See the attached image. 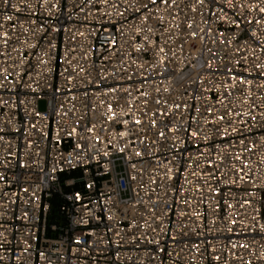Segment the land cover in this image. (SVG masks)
<instances>
[{
    "label": "built area",
    "instance_id": "built-area-1",
    "mask_svg": "<svg viewBox=\"0 0 264 264\" xmlns=\"http://www.w3.org/2000/svg\"><path fill=\"white\" fill-rule=\"evenodd\" d=\"M57 2L59 10L52 7ZM188 2L195 4L196 0H177L179 8L175 11L180 14L175 20L162 8L156 12L165 16V23L156 28L152 20L146 26L135 19L129 7L133 0L127 4L124 0H109L107 4L99 0H49L48 5H43L42 0H11L20 12L9 10L0 0L3 5L0 31L8 32L10 37L7 46L0 43V51L7 53L6 57L0 55V69L6 67L10 74L8 80L0 76V83L4 85L0 88V128L3 129L0 136L4 137L0 140V173L4 176L0 181V232L4 234L0 236L3 245L0 257H5L0 264H245L248 260L261 264L259 253L264 250L261 247L264 232L259 230V225L264 224L261 207L264 165L256 167L264 155L260 146L254 156L244 152L243 145L235 143L220 153L235 156L240 152L250 156L256 174L249 179L259 187L238 182L225 191V185L219 183L224 200L235 206L222 205L215 212L212 209L219 197L208 191V183L201 185L203 191H196L198 178L192 172L197 170L198 161L191 157L198 155V149L183 132L168 131L170 119L178 129L181 122L190 125L189 131L203 125L201 137L207 134L209 140L205 143L197 139L195 144L207 147L215 138L223 146V138L214 137L211 124H206L199 114L193 123L189 113L193 106L203 111L211 103L209 96L215 100L217 88L223 94L229 82L222 74L223 65L234 63L244 55L232 52L235 41L231 47H224L216 40L220 30L228 35L226 24L221 28L214 21L212 32L205 36L203 43L182 31L186 16L194 21V28H205V17L184 7ZM113 4L119 7L113 8ZM118 11L124 12V16H119ZM144 14L143 10L139 13ZM4 15H11L13 19L6 21ZM251 18L259 19V14L252 13ZM173 23L180 27L164 31ZM148 26L155 31L148 33ZM137 27L145 31L136 33ZM255 28L264 38V25H255ZM161 33V44L172 37L165 48L175 50L176 56H169L165 65L157 64L153 68L150 65L158 57L152 51L138 53L134 48L138 43H146L141 36L146 34L155 40ZM113 39L115 44L111 43ZM181 39L187 41L183 49L177 46ZM244 39L248 44L254 42L248 37ZM28 43L36 47L29 48ZM248 44L243 47L247 48ZM217 52L220 60L215 58ZM248 55L250 69L264 61L259 49L254 53L250 50ZM254 56L260 59H253ZM38 57L49 60V64H39ZM209 61L211 68L205 66ZM141 64L143 67H139ZM47 68L52 69L50 74ZM157 69L163 75H157ZM57 72L62 75L57 76ZM70 73L71 81L67 79ZM129 76L133 77L131 81ZM145 78L140 91H147L149 95L137 99L139 92L135 85ZM201 79L203 83L198 85L195 81ZM28 84L38 86L37 91H32ZM112 85L117 86V91L108 93L107 86ZM128 85H132L130 95L123 90ZM157 88L159 91H155ZM199 93H202L200 98L194 99ZM156 99L161 103L156 104ZM243 99V94L228 97L232 111H248L249 106L242 104ZM41 100L47 102L46 111L38 108ZM109 103L120 121L128 120L126 126L108 120ZM174 104H186L189 111H174L171 107ZM156 109L164 114L153 117L151 113ZM121 112L126 115L121 117ZM219 114L214 111L212 115ZM212 115L207 119H212ZM184 116L188 117L186 121ZM136 119L142 123L136 125ZM153 119L157 120L155 127H151ZM228 119L225 117V121ZM89 128L93 130L88 131ZM159 131L165 132L166 139L157 135ZM120 132H127L128 136L122 137ZM229 139L235 141L237 136ZM181 140L185 142L183 145ZM77 144L83 147L77 148ZM174 146L190 148L189 157L173 161L167 167L175 173L177 167L183 170L190 162L192 167L187 168V179L193 181L191 184L183 179L177 184L165 174L166 159L177 154L171 150ZM120 147H124V152L118 151ZM136 152L147 154L136 156ZM119 160L124 169L121 173L116 165ZM233 163L242 166L236 161ZM199 171L206 169L201 167ZM231 171V165L224 169V178H231ZM154 179L159 187L153 183ZM204 180L213 188L217 185L216 180H209L207 176ZM181 185L185 191L177 194ZM24 188L28 189L27 193ZM246 189L256 195L250 196ZM185 199L188 204L183 203ZM245 200L251 204H244ZM53 202L57 203L60 223L49 225ZM181 212L187 215H180ZM192 212L204 215L197 219ZM221 215L223 219L219 218ZM232 220L237 223L233 225ZM155 240L160 243L149 242ZM233 244L237 247L233 248ZM243 244H249L250 248L240 247ZM159 248H165L166 252L158 253ZM39 252L45 254L43 258L37 255ZM217 255L220 259L214 261ZM13 256L18 259L13 261Z\"/></svg>",
    "mask_w": 264,
    "mask_h": 264
},
{
    "label": "snow or ice",
    "instance_id": "snow-or-ice-1",
    "mask_svg": "<svg viewBox=\"0 0 264 264\" xmlns=\"http://www.w3.org/2000/svg\"><path fill=\"white\" fill-rule=\"evenodd\" d=\"M101 4H107L109 0H99ZM129 0H124V3H128ZM43 5H48L49 0H42ZM3 4L8 6L9 10L15 9L17 12H20L21 9L17 6L11 3V0H3ZM159 5V7H157ZM27 6V5H26ZM199 6V7H198ZM3 5H0V8H2ZM30 7V6H27ZM52 7L57 8L59 10L60 5L59 2H57L55 5H52ZM67 7V4L65 2V9ZM113 8H118L119 6L116 4L112 5ZM129 7L132 9L133 13L135 14V19L139 20L144 25H148V22L150 20L155 22L156 28H158L162 23H165V16L163 15H156V12H159L162 8L168 13V16H171L174 20L179 16V12H176L175 10L179 8V4L177 3V0H133V3L129 4ZM185 8H188L191 13H197L199 16L205 17V20L203 21L205 23V28L196 27L194 28V21L191 19L190 16H186L185 20L182 21L184 24V29L182 31L186 32L188 36H190L193 40L199 39L201 43H203L205 36H208L212 32V23L218 22L221 25V28L226 24L228 25V29L226 30L228 32V35L225 34V30L218 31L216 35V40L219 41V43L224 47H231L233 45V42L235 41V47H233L231 50L234 53H240L243 52L244 55L240 58H237L234 63H225L223 65V75L229 78V82L224 86V92L221 94L220 88L216 89V92L214 93L215 100L212 99L211 96H209L207 99L211 101V103L207 104V106L204 108L203 111L199 107L193 106L191 109V112L189 115L192 117V122L195 123L197 120V114H199V118L204 120L206 124H211L214 127V137H222L224 140L223 146L220 144H217L215 141V138H213V142L211 145L207 147H202L201 145H196L195 140L202 139L203 142H207L209 140V136L207 134H204L201 137V132L203 130V125H200L197 129H193L189 131L190 125L186 126L183 122L180 123L179 129L177 126L173 124V121L170 119L168 121V131L170 133H177L178 131L183 132L185 135L190 137V140L194 147L198 149V155L196 157H191V159H196L198 162L196 164V169L192 172L193 177L198 178V182L196 183V191H203L201 188L202 184L208 183V191L213 192L215 196L219 197V201L216 203L215 208L212 210L215 212H219L221 210V206L225 208H231L235 205L228 204L226 200H224L223 193L220 190L219 183H223L225 185V191H228L229 185H235L238 182H243L247 184H252L254 186L259 187L258 185H255L254 180L249 179V177L254 176L256 173L253 169V165L250 163L251 157L250 156H244L242 153L237 152L235 156L231 154L227 155H221L220 153L224 152L225 148H231L232 145L235 143L237 145H243V151L246 153H251L253 156L256 153V149L258 146H260L261 151L264 152V61L255 63L252 68L250 69L248 65L249 60V51L255 52L257 49H259V52L261 54H264V38H261L258 32L256 31L255 25H264V0H196L195 4H192L190 2L184 4ZM141 10L144 11V15H139ZM127 11V9H125ZM180 11H183L181 9ZM175 13V15H174ZM231 13V14H229ZM252 13H258L259 19L253 20L251 18ZM51 13H49L50 15ZM119 16H124V12L118 11L117 13ZM13 17L11 15H4V20L11 21ZM31 23L35 24L36 21H31ZM110 23H112L110 21ZM115 26V25H114ZM249 26H252L251 28ZM2 27V26H0ZM180 24H169L164 31H168L169 28H179ZM119 29H117L118 31ZM187 30H191L190 32ZM27 31V29H25ZM59 31V29H57ZM136 33L144 32L145 29H142L140 27H137L135 29ZM146 31L148 33H153L155 31V28L152 26L146 27ZM241 33V35H238L237 33ZM203 33V35H202ZM80 35H83V32L80 33ZM231 37V39L229 38ZM0 37H3V40L0 41V43H3L5 46H7L8 41L10 39L8 32L0 31ZM244 37H248L249 39H253L252 44H248V41L244 39ZM140 39L146 43H138L136 44L134 51L135 52H148L152 51L153 54L158 57V60L154 62L152 65H150L153 68L157 67V64L159 65H165L166 60L169 56L175 57L176 52L175 50L169 49L166 51L165 45L168 43V40L172 39L171 36H169L168 39L164 40V44H161V39H163V33L160 34V36L157 37V39L152 40L149 38L148 35H143L140 37ZM27 43V42H26ZM112 44H115L116 41L113 39L111 41ZM187 43L186 40L181 39L180 43L177 45L181 49L184 48L185 44ZM248 44V47L245 48L243 45ZM29 48H35L36 45L32 43H28ZM53 48H55V45H52ZM15 50V49H13ZM210 50V49H209ZM47 55V53H45ZM0 55L7 56V53L0 51ZM215 58L217 60H220L221 57L219 53H215ZM253 59L259 60L260 57L254 56ZM229 60H231V57H229ZM241 60H243V63H241ZM39 64L47 66L49 64V60H41L38 57ZM70 63V61H69ZM57 64H59V60H57ZM207 68H211L212 64L209 61L206 65ZM32 67V66H30ZM139 67H143V64L139 65ZM195 67V66H193ZM47 72L50 74L52 69L47 68ZM167 70V69H166ZM254 70V71H253ZM83 72L84 69H81ZM219 71V69L215 70ZM57 76L62 75V73L57 72ZM9 71L8 68H2L0 69V76H3V79L8 80L9 78ZM137 75H140L137 73ZM157 75H163V73L159 72L157 69ZM69 81L72 79V73L69 74L68 78ZM105 79H107L105 77ZM133 79L132 76L128 77V80L131 81ZM146 79H141L138 85H135L137 91L139 92V95L137 96V99L140 97H148L149 93L147 91H140L141 88L144 87L146 83ZM10 83H15L14 81H9ZM198 85L200 83H203V80H197L195 81ZM29 88L32 89V91H37V87H33L32 84L27 85ZM4 85L0 83V88H3ZM129 87H132V85H128L124 87V92L131 94L129 92ZM59 89H57L58 91ZM117 91V86H107V92L108 93H115ZM155 91H159V89H155ZM167 91V89H165ZM205 92L209 91V89H205ZM235 93L236 96H240L241 94L244 95V99L242 100V104H248L249 108L248 111H241L237 109L236 111H232V109L229 107V104L231 103L228 100V97L233 96ZM87 94V93H85ZM202 93H199L194 99H199ZM74 99V97H73ZM259 100L261 103L257 104L256 101ZM125 104H127V97L124 98ZM145 104L147 103V100L145 99L143 101ZM156 104H160L161 101L159 99H156L154 101ZM219 105L220 107H216ZM172 109L175 110H182L183 112H188L189 108L188 105L184 104H174L171 105ZM223 109V110H221ZM216 112H220L219 115H212ZM108 112L110 115L107 116L109 121H114L118 123H122L123 125L128 124V120H122L120 121L119 118L116 116L115 112L113 111L112 105L108 104ZM152 116L156 117L158 115H163L164 113L160 112L159 109H156L152 111ZM126 113L121 112L120 116H124ZM208 115H212V119H207ZM169 116H171V113H169ZM259 116V120H258ZM225 117H229L227 121H225ZM247 118V119H245ZM188 119L187 116L183 117V120L186 121ZM136 125H139L142 123L140 119H136L134 121ZM157 124V120L153 119L151 121V127H155ZM226 125V126H225ZM240 125V126H237ZM230 129V131H229ZM92 128H89L88 131H92ZM75 131V129L73 130ZM0 132H3V129L0 128ZM259 133V135H257ZM71 135V133H69ZM120 136L126 137L128 136L127 132H120ZM157 135L161 138L166 139L165 132L159 131ZM231 136H237V139L233 141L232 139H229ZM4 137L0 136V140H3ZM99 139V137H97ZM143 143V141H141ZM185 142L183 140L180 141V144L183 145ZM77 148L83 147V145H76ZM164 147H167V145H164ZM124 147H120L118 149L119 152H124ZM175 153H177L175 156H172L165 161L164 167L167 169L166 175L169 180H175L177 184H179L180 180H185L188 184L193 183V181L187 179V168H191L192 164L189 162L186 165L185 169H180L179 167L176 168L175 173L173 171V168L167 167L168 164L173 163V161L179 162L182 157H189L190 148H180V147H173L171 149ZM147 154L136 152V156H142ZM105 156H108V153H104ZM200 157H203V160L200 159ZM233 161L238 162L241 164V167H237L236 164L233 163ZM231 165V172L230 177L231 178H224V169L228 168V166ZM259 165H264V155H261L259 158L258 165L256 166L258 169ZM133 168H135V164L132 165ZM203 167L206 169V171H199V169ZM248 170L247 172L245 170ZM234 173V175H233ZM243 173V174H242ZM209 177V180H216L217 185L213 188V186L208 182L204 180V177ZM4 179L3 173H0V181ZM132 179H135V176L132 177ZM153 183H157V186L159 187V183L154 179ZM89 188L92 187L91 184L88 185ZM23 191L25 193L28 192L27 188H24ZM185 191V188L183 185H181L177 189V194ZM248 192V189L245 190ZM261 191L264 192V188H261ZM250 196H255V192H248ZM76 199L79 200L80 196L79 193L76 194ZM203 202V201H202ZM183 203L188 204L189 201L185 199ZM244 204H251L250 200H245L243 202ZM243 206V205H242ZM208 207H212L211 204L208 205ZM261 207L264 208V196L261 197ZM169 209H171V205H169ZM155 211V209H154ZM27 215V213H25ZM180 215H187V213L181 212ZM192 215L197 217L199 219L203 213L200 212H192ZM226 215V213H225ZM220 219H223L224 216L221 215L219 217ZM108 219H111V217H108ZM159 219V217H157ZM84 223H88V221H84ZM231 223L235 225L237 222L236 220H232ZM255 230V229H252ZM259 230L261 232H264V224L259 225ZM191 231H195L192 229ZM231 231V229H229ZM3 232H0V236H3ZM170 239H175V237H170ZM150 243H156L159 244V240L155 241H149ZM77 243H81V241L77 240ZM195 248H199L198 245H193ZM210 247V245H209ZM233 248L237 247V245L233 244ZM240 247L249 249V244H243L240 245ZM262 249H264V245L261 246ZM0 248H3V245L0 244ZM27 251V249H25ZM158 253H164L166 252L165 248H159ZM213 251H215L213 249ZM39 257L43 258L44 253L39 252L37 254ZM5 259V257H0V261ZM18 259V257L13 256V261ZM214 261H218L220 257L217 255L214 258ZM259 259L261 260V264H264V250H262L259 253ZM50 264V262H49ZM245 264H252L251 260H248L245 262Z\"/></svg>",
    "mask_w": 264,
    "mask_h": 264
},
{
    "label": "rangeland",
    "instance_id": "rangeland-1",
    "mask_svg": "<svg viewBox=\"0 0 264 264\" xmlns=\"http://www.w3.org/2000/svg\"><path fill=\"white\" fill-rule=\"evenodd\" d=\"M38 108L40 111H46L47 110V102L45 100H41L38 104ZM116 165H117V171L119 173L123 172L124 169H123L122 161L121 160L117 161ZM123 196L127 197L128 194H124ZM56 223H60V216H59L57 208L54 210L53 214L51 215V217L49 219V225L50 224H56Z\"/></svg>",
    "mask_w": 264,
    "mask_h": 264
},
{
    "label": "trees",
    "instance_id": "trees-1",
    "mask_svg": "<svg viewBox=\"0 0 264 264\" xmlns=\"http://www.w3.org/2000/svg\"><path fill=\"white\" fill-rule=\"evenodd\" d=\"M57 207V203L56 202H53V209H52V212H54V210L56 209Z\"/></svg>",
    "mask_w": 264,
    "mask_h": 264
}]
</instances>
